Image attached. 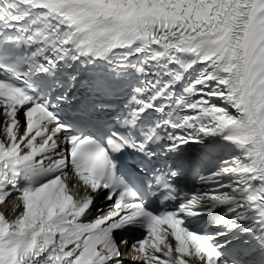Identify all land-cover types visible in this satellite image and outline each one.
I'll return each mask as SVG.
<instances>
[{"label": "snow or ice", "instance_id": "obj_1", "mask_svg": "<svg viewBox=\"0 0 264 264\" xmlns=\"http://www.w3.org/2000/svg\"><path fill=\"white\" fill-rule=\"evenodd\" d=\"M0 206V264H264V0H0Z\"/></svg>", "mask_w": 264, "mask_h": 264}]
</instances>
